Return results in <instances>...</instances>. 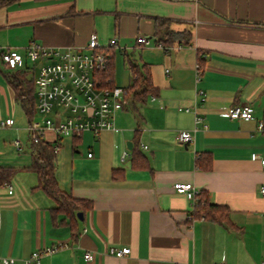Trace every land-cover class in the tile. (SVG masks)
<instances>
[{"label": "crops", "instance_id": "obj_1", "mask_svg": "<svg viewBox=\"0 0 264 264\" xmlns=\"http://www.w3.org/2000/svg\"><path fill=\"white\" fill-rule=\"evenodd\" d=\"M160 20L176 39L165 49L138 44L140 35L156 40ZM92 33L102 43L116 38L114 85L130 81L126 52L147 67L155 92L143 103L128 100L115 113L114 128L98 135L40 131L58 145L59 189L80 201L69 217L53 210L55 202L30 169L28 127L42 126L43 117L36 109L30 120L25 115L7 79L15 70L0 58V122L12 119L0 126V169L10 173L0 184V257L25 264L33 251L62 245L39 264H264V131L258 129L264 122V0H10L0 6V51L23 55L30 41L83 46ZM232 105H248L253 119L222 116ZM25 130L28 139L17 151L14 138ZM181 130L190 132V143L177 140ZM175 183H191L226 214L200 215L174 191ZM121 247L130 253L108 252Z\"/></svg>", "mask_w": 264, "mask_h": 264}, {"label": "built area", "instance_id": "obj_2", "mask_svg": "<svg viewBox=\"0 0 264 264\" xmlns=\"http://www.w3.org/2000/svg\"><path fill=\"white\" fill-rule=\"evenodd\" d=\"M136 42L141 45H151L165 49L160 41L146 36H138ZM117 47L116 38L107 42L99 41L95 33L89 35L83 46H68L63 49L46 47L34 41H30L25 47L24 54L17 50L5 48L0 57L8 69L27 67L33 78L35 109L43 117L42 126L28 127L29 136L37 141L42 129H52L58 135L67 137H79L84 131H91L98 135L104 129L114 128L115 113L128 104V99L122 87L106 86L102 83L101 73L107 67L109 61L108 51ZM29 64L26 66L25 61ZM201 67L196 65V80H199ZM109 81V80H108ZM203 95L202 91H198ZM204 99L201 98V101ZM188 110V109H186ZM222 116L231 119L251 120L252 109L248 105H232L221 113ZM201 122L199 116L195 117V123ZM12 119H4L1 127L10 126ZM258 129L264 131V122H258ZM193 137L189 131L181 130L177 133L180 143L188 144ZM22 141L14 140L13 146L17 151L22 149ZM58 151V145L54 147V153ZM126 152L123 153V157ZM91 156V153L88 154ZM251 159H259L256 153L251 154ZM264 166V159H259ZM8 193L13 192L12 187L7 186ZM175 192L183 194L195 206L198 202L199 192L191 183H175ZM264 193V188H261ZM62 245L45 247L33 251L25 259V264H39L43 254L56 251ZM110 254L117 257L130 253L129 247L110 248ZM91 259V253L84 255ZM264 262V261H263ZM14 259L0 257V264H13ZM211 264H226L224 261Z\"/></svg>", "mask_w": 264, "mask_h": 264}, {"label": "trees", "instance_id": "obj_3", "mask_svg": "<svg viewBox=\"0 0 264 264\" xmlns=\"http://www.w3.org/2000/svg\"><path fill=\"white\" fill-rule=\"evenodd\" d=\"M10 0H0V6L7 4ZM178 33L172 31L166 20L157 21L154 37L163 44L171 43L176 39ZM189 39L188 34L186 40ZM114 49L108 51L109 61L104 72L101 73L102 83L106 86L114 85L112 82V73L114 65ZM1 54V51H0ZM124 59L130 71V81L127 86L122 87L125 97L132 103H143L147 96L155 92L150 78V73L145 65L138 64L137 61L127 54L123 53ZM1 58V57H0ZM7 75L9 84L15 93V99L20 104L25 115L30 120L35 111L34 85L32 75L29 74L27 67L14 69ZM30 75V77H29ZM109 80V81H108ZM29 148L32 155L30 169L34 171L38 177V187L44 191L55 202L54 211L63 215L74 217V212L79 209V202L74 197L62 192L59 189L55 177L54 165V145L46 142L41 136L37 141H33L29 136ZM207 159V156H204ZM201 157H197L196 165H201ZM205 167H210V159L208 158ZM10 173L7 170L0 169V184L2 181L7 182ZM9 182V181H8ZM196 211L208 218L216 219L217 214H226V207L218 204L209 203L200 192L198 202L195 204ZM219 219V218H218Z\"/></svg>", "mask_w": 264, "mask_h": 264}, {"label": "rangeland", "instance_id": "obj_4", "mask_svg": "<svg viewBox=\"0 0 264 264\" xmlns=\"http://www.w3.org/2000/svg\"><path fill=\"white\" fill-rule=\"evenodd\" d=\"M136 55H138V52L136 53ZM29 74H30V73H29ZM29 77H30V75H29ZM36 116L38 117V119L40 118V115L36 114ZM25 123H26V121L24 120V126H25ZM26 137H28V136H27V132H26V130H25V132H24V131H20V135H19V136H16L14 139H15V140H20V141L24 142V139H25ZM27 139H28V138H26V140H27Z\"/></svg>", "mask_w": 264, "mask_h": 264}, {"label": "water", "instance_id": "obj_5", "mask_svg": "<svg viewBox=\"0 0 264 264\" xmlns=\"http://www.w3.org/2000/svg\"><path fill=\"white\" fill-rule=\"evenodd\" d=\"M126 148L129 149V150H131V142H129V141L126 142ZM80 214H81V213L78 212V213H77V217L80 218Z\"/></svg>", "mask_w": 264, "mask_h": 264}]
</instances>
